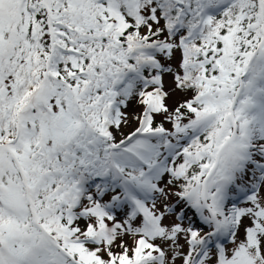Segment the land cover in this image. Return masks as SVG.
Here are the masks:
<instances>
[{
  "label": "snow or ice",
  "instance_id": "1",
  "mask_svg": "<svg viewBox=\"0 0 264 264\" xmlns=\"http://www.w3.org/2000/svg\"><path fill=\"white\" fill-rule=\"evenodd\" d=\"M0 264H264V0H0Z\"/></svg>",
  "mask_w": 264,
  "mask_h": 264
}]
</instances>
